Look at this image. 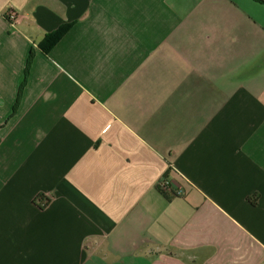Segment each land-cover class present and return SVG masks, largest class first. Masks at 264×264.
<instances>
[{"label":"crops","instance_id":"1","mask_svg":"<svg viewBox=\"0 0 264 264\" xmlns=\"http://www.w3.org/2000/svg\"><path fill=\"white\" fill-rule=\"evenodd\" d=\"M0 264H264V3L0 0Z\"/></svg>","mask_w":264,"mask_h":264},{"label":"trees","instance_id":"2","mask_svg":"<svg viewBox=\"0 0 264 264\" xmlns=\"http://www.w3.org/2000/svg\"><path fill=\"white\" fill-rule=\"evenodd\" d=\"M260 3H264V0H255ZM73 26V24H64L56 31L48 34L41 45V49L45 54H49L51 50L61 41V39L64 37V35L70 30V28ZM32 64V54L29 57L28 63H27V69H26V75L29 73L30 67ZM21 94V93H20ZM161 189V188H160Z\"/></svg>","mask_w":264,"mask_h":264},{"label":"built area","instance_id":"3","mask_svg":"<svg viewBox=\"0 0 264 264\" xmlns=\"http://www.w3.org/2000/svg\"><path fill=\"white\" fill-rule=\"evenodd\" d=\"M17 16L15 13H10L9 15V19L12 20L13 22L16 20ZM159 187L161 188V190H167L169 188V182L165 179H163L160 184Z\"/></svg>","mask_w":264,"mask_h":264}]
</instances>
